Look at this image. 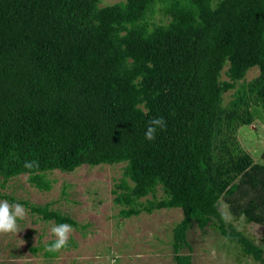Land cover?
I'll return each mask as SVG.
<instances>
[{"label": "trees", "instance_id": "trees-1", "mask_svg": "<svg viewBox=\"0 0 264 264\" xmlns=\"http://www.w3.org/2000/svg\"><path fill=\"white\" fill-rule=\"evenodd\" d=\"M100 2L0 0V176L123 162L132 184L112 190L119 216L181 210L170 240L176 264H191L178 252L190 249L192 223L215 225L262 261L219 203L264 224V151L254 162L231 136L264 123V0ZM250 68L257 75L244 82ZM158 117L166 126L149 141ZM156 184L164 196L140 206Z\"/></svg>", "mask_w": 264, "mask_h": 264}, {"label": "rangeland", "instance_id": "rangeland-1", "mask_svg": "<svg viewBox=\"0 0 264 264\" xmlns=\"http://www.w3.org/2000/svg\"><path fill=\"white\" fill-rule=\"evenodd\" d=\"M117 1L101 0L100 5ZM223 71L224 68L220 79L226 78ZM256 75L257 69L250 68L243 81ZM236 95V87L225 91L222 105L227 106ZM231 136L254 162L258 161L264 151L263 122L255 119L249 125H239ZM123 164L85 162L68 168L0 176V200L20 203L27 210L26 217L18 220L17 233L0 234V264H176L170 240L173 226L182 217L181 210L141 209L136 215L119 216L112 190H118L116 185L122 179L127 185L132 184L122 175ZM163 196L161 186L156 184L137 201L142 206ZM247 197L240 198L239 203L243 204ZM34 207H46L49 213ZM219 209L225 213L226 221L260 249L262 261L241 254L239 247L229 243L215 225L199 230L194 223L185 233L190 249L181 248L178 254L189 253L191 264H264V224L233 218L227 203L220 202ZM60 223L70 224L73 231L66 247L49 252L47 247L55 240L50 229Z\"/></svg>", "mask_w": 264, "mask_h": 264}, {"label": "clouds", "instance_id": "clouds-1", "mask_svg": "<svg viewBox=\"0 0 264 264\" xmlns=\"http://www.w3.org/2000/svg\"><path fill=\"white\" fill-rule=\"evenodd\" d=\"M166 122L163 117L153 118L145 131V139L152 141L156 138L157 128L163 129ZM38 166L34 161H25V168ZM27 215V210L20 203H9L7 200H0V234L17 233L20 228L18 220H23ZM222 215L225 213L222 212ZM230 218L226 216V219ZM73 231L70 224L60 223L53 225L50 229L55 240L47 247L49 252H58L66 247L69 241V234Z\"/></svg>", "mask_w": 264, "mask_h": 264}]
</instances>
